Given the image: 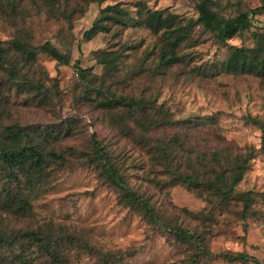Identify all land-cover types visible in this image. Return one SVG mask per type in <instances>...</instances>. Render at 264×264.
Listing matches in <instances>:
<instances>
[{"label":"rangeland","instance_id":"374dc122","mask_svg":"<svg viewBox=\"0 0 264 264\" xmlns=\"http://www.w3.org/2000/svg\"><path fill=\"white\" fill-rule=\"evenodd\" d=\"M197 1L60 0L51 13L46 0H18L16 9L0 0V41L10 44L22 37L34 48L49 40L68 57L62 64L36 49L27 63L13 50L14 63L0 66V138L9 141L7 125L20 124L47 150L65 155L63 163L55 157L48 175L32 190L9 179L0 160V196L9 188L21 189L30 202L25 211L0 203V235H6L0 241V264H259L227 258V251L248 252L264 264V70L233 72L221 66L232 44L247 49L248 65L262 62L264 7L253 11L262 0H213L212 7L226 17L250 10L246 28L221 41L195 22L190 38L178 48L183 59L163 66V33L136 23L141 2L197 20ZM115 5L129 11L127 23L85 37L101 9ZM112 54L119 56L116 67L104 61ZM11 66L20 71L12 75ZM81 67L87 69V82ZM119 94L151 99L176 121L151 134L156 143L173 142L180 170L212 178L224 173L230 180L237 163L245 161L236 190L251 192L250 216H242L243 202L236 194L173 183L127 107L100 103ZM94 137L168 223L201 232L204 247L213 254L123 199L93 159ZM31 230L56 237L57 254L26 235Z\"/></svg>","mask_w":264,"mask_h":264},{"label":"trees","instance_id":"16d2710c","mask_svg":"<svg viewBox=\"0 0 264 264\" xmlns=\"http://www.w3.org/2000/svg\"><path fill=\"white\" fill-rule=\"evenodd\" d=\"M13 9L17 8L18 0H5ZM51 7V13H54V8L60 4V0H46ZM213 0H198L197 8L199 15L197 20L193 18H187L181 13L172 11L169 7L164 8H152L143 2L138 4L137 19L138 25H146L152 28L156 32H162L164 35V44L160 48V63L163 66L170 63H175L182 60L183 57L178 55V48L180 45L190 38V34L193 30L194 23L199 22L206 29L216 32L217 37L221 41H227V39L234 36L237 32L243 30L248 25L250 20V10L240 12L237 16L226 17L221 15L217 10L212 7ZM105 7L101 9L100 16L94 21L93 25L85 31V37H91L98 30H110L114 24H126V15L129 11L123 8L117 7ZM264 7V0H262L261 6L253 9V11L261 10ZM112 9V10H111ZM68 17V16H67ZM107 20H111V24ZM231 52L228 57L222 62L221 66L228 71H251L255 69L264 70V53L262 54V62L258 66L257 63L248 65L247 49L241 46L232 44L230 46ZM43 50L50 53L58 62L65 64L68 62V57L65 53L51 41L46 42L30 48L27 39L16 38L12 43L0 41V66H4L5 63H14L15 57L12 56V51H20L25 59V62H30L35 56V50ZM241 53V57L238 56ZM104 55H106L104 53ZM118 55L112 54L105 56V60L111 63L110 67H116V61ZM158 64L155 70L158 68ZM82 77L86 81L87 69L80 68ZM20 71L19 68L11 66L9 72L12 75H16ZM25 80L31 81L35 85H39L38 81H34L32 78L25 77ZM87 82V81H86ZM88 86L86 90H88ZM105 106H115L118 104L127 107L130 118L133 119L137 126L144 132L142 137L146 144L149 143L157 152L156 157L161 162L166 170L172 174V182H183L191 188H196L198 185L202 187H213L214 191L220 194H236L241 198L243 202L242 216L247 218L250 216L252 199L251 192H238L236 190V184L242 178L243 173L247 169L245 161L238 162L236 169L231 172L230 180L224 173L217 175V178L209 177L208 175H201L197 170L195 172H187L180 170L175 165V158L177 157V150L173 146V142L161 141L156 143V138L153 137L151 131L162 125L168 123H175L167 118L166 112L161 106H156L153 100L144 97H133L129 95L119 94L114 97L105 96L100 100ZM153 111L154 115L147 118V113ZM7 138L9 141L0 138V160L4 165V168L8 169V176L11 180H18L20 187L25 190H32L41 184L44 178L49 173V166L56 161L55 157L63 158L60 163L65 160L63 153H57L55 150H47L40 141H35L30 132L20 124H10L6 127ZM93 159L97 162V165L101 167V172L121 191L122 197L131 204L141 206L149 214V217L154 222L160 224L162 227L170 230L172 233L180 236L185 241L196 243L200 249L206 254H213L208 251L203 245V235L196 230L192 231L183 225H172L168 223L154 207L152 202L143 195L141 192L133 188L127 181L125 173L121 169V164L116 162L110 155L107 146L97 137L93 138ZM217 157V154H215ZM24 179L25 184L21 183ZM205 182V184H203ZM0 203L6 208L13 210L25 211L29 205L28 198L24 195L21 189H11L6 191L5 196H0ZM22 231L15 235L21 234ZM26 235H30L32 239L42 241V246L49 251L50 254H57V248L55 247V238L49 233H44L41 230H31ZM6 235H0V241L4 242ZM223 256L227 258H239L248 259L256 263H261L260 260L248 253V252H223Z\"/></svg>","mask_w":264,"mask_h":264}]
</instances>
